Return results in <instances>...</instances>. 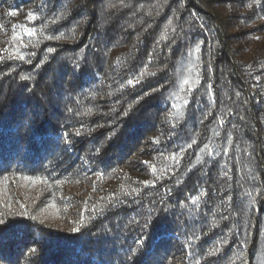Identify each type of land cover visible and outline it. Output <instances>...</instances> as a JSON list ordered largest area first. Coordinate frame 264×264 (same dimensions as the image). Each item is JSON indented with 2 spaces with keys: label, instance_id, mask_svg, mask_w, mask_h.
I'll return each mask as SVG.
<instances>
[{
  "label": "trees",
  "instance_id": "1",
  "mask_svg": "<svg viewBox=\"0 0 264 264\" xmlns=\"http://www.w3.org/2000/svg\"><path fill=\"white\" fill-rule=\"evenodd\" d=\"M0 219V264H264V0H0Z\"/></svg>",
  "mask_w": 264,
  "mask_h": 264
},
{
  "label": "snow or ice",
  "instance_id": "2",
  "mask_svg": "<svg viewBox=\"0 0 264 264\" xmlns=\"http://www.w3.org/2000/svg\"><path fill=\"white\" fill-rule=\"evenodd\" d=\"M129 83H131V81H130ZM6 221H7V220L0 219V225H3L4 223H6ZM141 243H142V241H141Z\"/></svg>",
  "mask_w": 264,
  "mask_h": 264
}]
</instances>
